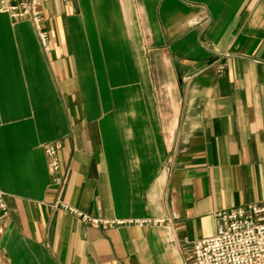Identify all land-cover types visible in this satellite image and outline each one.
<instances>
[{
	"label": "crops",
	"instance_id": "0c3cea01",
	"mask_svg": "<svg viewBox=\"0 0 264 264\" xmlns=\"http://www.w3.org/2000/svg\"><path fill=\"white\" fill-rule=\"evenodd\" d=\"M38 2L45 45L0 11V264H195L264 201V0Z\"/></svg>",
	"mask_w": 264,
	"mask_h": 264
},
{
	"label": "built area",
	"instance_id": "2783aa9c",
	"mask_svg": "<svg viewBox=\"0 0 264 264\" xmlns=\"http://www.w3.org/2000/svg\"><path fill=\"white\" fill-rule=\"evenodd\" d=\"M0 11L8 12L15 19H30L36 26L43 45L46 34L42 30L38 0H0ZM223 66H220L221 70ZM52 181L59 179V162L56 146H47ZM2 206V204H0ZM78 214L83 221L94 225L101 220ZM215 232L200 239H184L191 249L195 264H264V201L218 209L213 212Z\"/></svg>",
	"mask_w": 264,
	"mask_h": 264
},
{
	"label": "rangeland",
	"instance_id": "374dc122",
	"mask_svg": "<svg viewBox=\"0 0 264 264\" xmlns=\"http://www.w3.org/2000/svg\"><path fill=\"white\" fill-rule=\"evenodd\" d=\"M39 34V33H38ZM40 40H41V38H40Z\"/></svg>",
	"mask_w": 264,
	"mask_h": 264
}]
</instances>
